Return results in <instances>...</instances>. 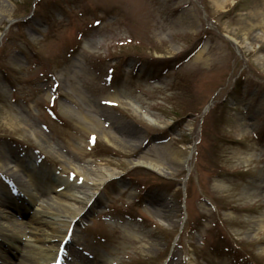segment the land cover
<instances>
[{
    "label": "rangeland",
    "instance_id": "1",
    "mask_svg": "<svg viewBox=\"0 0 264 264\" xmlns=\"http://www.w3.org/2000/svg\"><path fill=\"white\" fill-rule=\"evenodd\" d=\"M256 10L262 0H0V154L39 177L43 199L49 177L95 192L56 234L0 169V200L27 209L0 207V264H51L52 244L65 264L70 251L76 264H264ZM80 167L116 174L98 187ZM13 221L27 223L20 241Z\"/></svg>",
    "mask_w": 264,
    "mask_h": 264
},
{
    "label": "bare ground",
    "instance_id": "2",
    "mask_svg": "<svg viewBox=\"0 0 264 264\" xmlns=\"http://www.w3.org/2000/svg\"><path fill=\"white\" fill-rule=\"evenodd\" d=\"M262 2L264 4V0H262ZM262 15L263 13L261 12V10H256V17L260 18L259 20L261 23L264 20ZM47 152L51 153L52 151L47 150ZM177 154L178 153L175 154V157L177 156ZM181 157H183V155ZM189 158H190L189 154H186L182 158L183 165H185L186 167H188ZM9 161L10 160L7 157L0 154V169L14 176L20 182L21 190L24 196L27 197V201H29V203L32 206H37V209H35L36 211L35 215L33 217V221L36 224L45 225L46 227L51 228L52 231L56 232V234L57 233L59 234V232H57V229L59 227L64 226L67 230V228H69V226L72 223H76L78 221H81L83 218H85L87 213L83 212L84 207L86 206L84 204H87L89 202L91 197L95 194L94 191H92L91 193L89 192L87 193L86 191L84 192L80 191L84 186L83 183L82 185L72 184V183L69 184L67 182H63L61 180H55L49 177V179L47 180V184L49 185L50 190H56L55 191L56 195L52 197L51 200L43 199V196L41 195V191L43 186L45 185L39 182V177H37L36 174H34V172H32L27 166L23 165L22 163H19V161H18L19 165H16L15 167H11L9 165L10 164ZM132 164L145 165L147 167L154 169L155 171L157 170L158 172H160L161 169L160 166L145 161H133ZM101 171L102 172L98 171L100 173L97 172L98 173L97 175L94 174L95 176H92L93 175L92 171L83 170L81 167L77 169V173L79 174V176H82L88 182L90 181L98 187L103 185L106 180L112 178L116 174V172H114L113 170H109L106 168L101 169ZM50 179H53L54 182ZM57 183H60L61 185L59 184L58 186H56ZM81 203H83V205H80ZM2 206H7L13 212H18L19 214L27 213V209L25 207H20L19 205H17V202L11 200L9 197H7L6 200H0V207ZM60 217L67 218L68 220L66 221L64 220V218L61 220L59 219ZM261 217H263V219H261L260 228H263L264 216ZM8 227L12 230V233L15 232L16 234L15 236H13V234L11 235L13 241H20L19 239H22L23 236L27 235V231H28L27 223L23 224V223H18L17 221L16 222L13 221ZM34 230L41 231L38 228ZM34 234L36 233L34 232ZM48 238H50V236L45 235L42 239L38 238L36 240L44 242L47 241ZM55 247L56 245L52 244L48 250L45 249L42 250L45 252L46 251L50 252V255L48 254L47 256L44 257V259L42 260L43 262L52 259L54 251H56ZM70 254L72 255L70 259V263L76 264L77 253L76 252L71 253L70 251ZM6 258L7 261L9 260L8 262L10 264L11 263L26 264L27 260L29 259L28 256L26 257L22 255L19 257L18 263H15L12 262L9 257L6 256ZM82 263L89 264L85 260H82Z\"/></svg>",
    "mask_w": 264,
    "mask_h": 264
}]
</instances>
